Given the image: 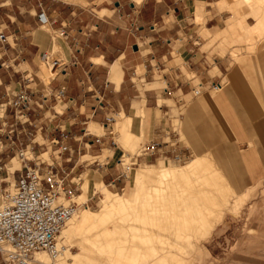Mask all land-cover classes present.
<instances>
[{"label": "crops", "instance_id": "obj_1", "mask_svg": "<svg viewBox=\"0 0 264 264\" xmlns=\"http://www.w3.org/2000/svg\"><path fill=\"white\" fill-rule=\"evenodd\" d=\"M222 3L223 0H142L140 4L134 0H85L84 3L0 0V33L6 36V41L0 40V104L8 107L6 125L0 122V180H6L7 173V179L15 182L13 172L19 168L17 162L13 163L17 157H13L5 133L16 122L9 101L22 90L27 75L40 68L42 53L57 45L68 65L46 85H50L53 95L64 86L65 95L51 96L48 107L43 110L32 109L29 121L42 127L36 133L40 142L58 136L60 128L70 133L69 151L63 154L61 163L68 169L73 168L71 177L82 176L81 167H90L95 172L94 178L103 173L105 184L119 174L120 149L111 145L114 125L105 127L101 145L91 142L97 124L104 125L106 116L120 112L131 115L132 130L141 133L142 118L133 114L134 107L139 106L149 112L145 131L148 140L159 139L164 131H171L172 120L168 115L172 108L161 101L173 100L177 107L187 102L186 97L192 94L195 85L186 73L198 77L203 86H209L208 90L213 83L222 84L224 77L228 83L227 89L215 99L206 90L207 95L200 101H193L188 107L191 116H196L199 108L216 104L218 114L222 109V119L231 120L238 141L240 137L251 145L258 144L260 149L256 152H264V48L244 53L243 65L229 55L216 53L212 54V61L208 51L203 49L205 45L210 46L218 34L235 32L230 26L238 22L234 16L228 17V10L220 8ZM197 10L204 14L205 25L201 27L210 33L207 38H211V43L199 33L201 27L195 22ZM258 14L263 15V12ZM246 22L250 35L256 27L262 34L263 27L260 21L256 23L255 17L249 16ZM62 30L66 34L59 36ZM33 81L31 76L27 83L32 85ZM162 84L164 86L160 87ZM91 124L93 135L88 132ZM17 128H29V124H18ZM106 147L112 150V155L101 162V166L90 160L80 162L82 157L100 156ZM233 149V157L242 158L249 165L247 177L258 178L255 185L245 191L238 192L213 157L237 198H241L260 183L264 173L258 164L251 163L257 155L255 148L244 154L238 146L234 145ZM96 152L98 155H93ZM253 180L248 179V182ZM229 247L220 253L228 254ZM232 257L242 264L254 263L249 258L237 259L236 254ZM0 264H5L1 256Z\"/></svg>", "mask_w": 264, "mask_h": 264}, {"label": "bare ground", "instance_id": "obj_2", "mask_svg": "<svg viewBox=\"0 0 264 264\" xmlns=\"http://www.w3.org/2000/svg\"><path fill=\"white\" fill-rule=\"evenodd\" d=\"M41 63L47 66L46 71L43 69L44 75L57 76L58 70L46 60L42 58ZM143 111L135 106L133 114L141 115ZM118 115L122 117V144L131 145L132 140L143 136L146 128L135 133L132 116ZM88 130H94L92 124ZM111 133L115 135L114 130ZM127 171L132 183L130 191L114 192L102 181L96 182L105 193L101 208L94 211L85 207L78 215L76 211L57 237L59 253L56 258L41 251L36 253L37 259L46 264H189L192 263L190 256L195 253L189 255V249L196 248L195 241L212 234L230 197L237 195L215 159L207 154L197 155L182 166L159 162L150 167L131 166ZM15 182L11 185L13 188L9 187L12 191ZM79 183L81 194L66 198L61 191L58 203H82L90 191V179L81 178ZM203 187H206L204 191ZM205 190L209 197L201 194H206ZM200 194L205 196L204 206ZM0 198L3 199L0 207H4L6 201L1 191ZM73 245L80 247L78 252L71 251Z\"/></svg>", "mask_w": 264, "mask_h": 264}, {"label": "rangeland", "instance_id": "obj_3", "mask_svg": "<svg viewBox=\"0 0 264 264\" xmlns=\"http://www.w3.org/2000/svg\"><path fill=\"white\" fill-rule=\"evenodd\" d=\"M65 1L72 3H84L85 0ZM262 1L260 0L258 2V0H224L222 5H219L221 9L228 10L230 12V14H228V17L230 18L231 16H234V19H236L238 23L236 24V26H233L234 23H232V26H230L231 31L235 30V32H223L222 34H218L216 36V39H214L210 46H204L203 49L208 51L210 59L212 61V54L216 53L219 56L229 55L231 59H234L235 61L243 65L244 53L257 52L264 48V0ZM257 10L258 13L259 11L260 13L262 11L263 15L258 14ZM196 15V24H198L199 27L204 26V14L199 13L197 10ZM249 16L255 17L256 23L260 21L259 24L261 27H263V32L261 35L259 34L261 31H255L253 32V35L249 34L250 29H248V24L246 22V19ZM227 23L228 21L226 22V24ZM202 28L203 27L199 28L200 35L208 39V42L211 43V38H207L210 33L204 31ZM256 33L257 36H254V34ZM48 52H52L55 57L65 59L59 45H57L56 47L54 46V48ZM46 67L47 66L45 65V63L40 62V68H38V70L31 71V76L34 79V81L32 82L33 87L38 86L43 88L44 84L46 85L54 77L51 74L44 75V71L47 70ZM211 73L212 75H216V73ZM186 76L189 80L194 81L195 88H199V84H201V81L198 79V77H194V74L188 73H186ZM227 84L228 83H226V78L224 77V81L222 83L224 87L223 90H218L215 88L213 89V87L208 90V85H202L203 87L201 88V95L195 96L194 92H192L190 96L186 97L187 102L179 105L178 107L173 102V100L161 101V103L165 102L171 105L172 110L168 115V117L172 120L171 129L176 130L178 142L184 149L188 150L189 157L183 162L176 161L172 156H162L161 158L158 157L152 158L150 160H144L134 166L133 163H135L136 160L133 157L140 152L142 144L148 141L149 135L148 133H145L143 131V136L141 135L140 138H136L137 140H132L130 142L131 145L129 144L127 146V143L126 145L122 144V136H124L122 129H120V121L122 120V117L118 115L119 113L112 114V116L116 118V124H113V130L115 133V140L117 141L118 148L120 149V157L124 153H126L123 159V168L127 174L128 181L124 183L123 189L111 187H109V189L114 192L125 193L131 190L132 183L130 181L129 172L127 171L131 166L137 168H139L140 166H156L159 164V159L163 160L161 162H165L169 166H182L200 153L207 154V156H209L211 159H214L215 157L217 163L223 169V172L225 173L229 181L237 188L239 193L245 191L250 186L255 185V180L258 178L251 177L254 178L253 182H248V179H251L250 177H247L249 165L242 158L237 159L236 157H233L235 152L233 148L234 145L238 146V150L242 154H244L251 151V148H255L256 152V150L260 149V146H258V144L251 145L249 141L243 140L240 137L238 141V135L234 133L233 127L231 126V120H228L226 118L225 120L222 119V109H219L218 114L216 104L211 106V108L208 106L199 108L196 116L193 115V117L191 116L190 112H188V107L193 101H200V99L207 94L215 99L216 96L222 94L227 89ZM163 86L164 84H162L160 87ZM206 90H208L207 94ZM230 106L232 108V104H230ZM139 116H141L142 119L144 118L143 128H146L149 123L148 109H145V111H143ZM158 117H161L160 112H158ZM97 125V129H95L94 132L99 135L103 134L105 132V128L103 127V125ZM251 137L252 136H250V139ZM207 150L208 152H206ZM95 154L98 155L97 152L93 155ZM111 155L112 150L106 147L100 156H90L88 158L82 157L80 162L85 160H90L92 162L95 159L99 160L100 162H104V159ZM15 162L18 163V167L20 168L21 161L18 157L14 160L13 163ZM251 163L258 164L259 170L264 173V152L259 151L255 158L251 160ZM80 170H83L82 176L79 177L80 179H90V191L87 194V197H83L82 200L83 202H85L84 200H89L88 206L85 205L81 207L78 210L77 215L85 207H90L92 210L97 211L101 208L103 204L102 202L105 201L104 190L101 187L96 186V182L102 181L103 173L94 178L95 172L91 171L90 167H81ZM86 175L88 176L86 177ZM7 177L9 176L7 175V173H5L6 182L3 184V189L11 187V185L14 183V181L11 183L9 179H7ZM79 178L76 179V181H79ZM259 182L260 183H256V186L248 189V192L244 197L237 198V195H233L230 197L228 205L224 207L222 218L218 220V223L212 234H208L198 241H195L196 239H194L197 245L195 249H189V255L193 254L194 252L197 255L194 253L190 256V260L192 263L189 264H242L240 262L234 261L232 257L233 254H236L237 259L249 258L254 261L253 264H264V177H262V180ZM152 184L155 183H151L150 185ZM204 188L206 187H203V191ZM206 192L207 190H205V193ZM203 193L201 194L208 196V193ZM79 194H81V191L79 192ZM201 194L200 201L203 204L202 206H204L206 199L205 196H202ZM212 195L213 194L210 195V199H212ZM220 195L221 194L217 195V197L220 198ZM0 200L3 201V199L1 198ZM228 246H230V252L228 254L220 253L227 250ZM79 249L80 247L78 245L71 246V251H73L74 253L78 252ZM196 251L199 252L197 253Z\"/></svg>", "mask_w": 264, "mask_h": 264}, {"label": "built area", "instance_id": "obj_4", "mask_svg": "<svg viewBox=\"0 0 264 264\" xmlns=\"http://www.w3.org/2000/svg\"><path fill=\"white\" fill-rule=\"evenodd\" d=\"M64 34H66L64 30L58 32L59 36ZM0 40L6 41L3 32L0 33ZM42 58L53 69L58 70V73L65 71L68 65L65 59L55 57L52 52H43ZM30 79L31 74H28L22 90L9 101L16 122L12 129L5 133L13 157L20 159L21 167L13 172L16 177L15 190L1 188V184L6 180H0V191L6 201V205L0 207V256L5 264H46L36 257V253L41 251H46L56 258L59 253L57 237L61 229L76 211L89 204V200L68 205L57 201L61 191L66 198L83 191L79 181H76L78 178L71 177L73 168L68 169L61 163L63 154L69 151L70 133L60 128L58 136L48 142H40L36 133L42 127L29 121V112L32 109L47 108L50 97H63L66 88L61 87L53 95L50 85L44 84L42 89H35L31 83H27ZM220 85L213 83V88ZM201 88L202 84H199V88L194 87V94H202ZM7 110V104H0V122L3 126L7 123L5 117ZM114 121V116H106L103 127H113ZM24 123H28L29 128H17L18 124ZM163 135L159 139H150L142 144L140 152L132 156L136 160L134 166L144 160L162 156H172L179 162L187 160L188 150L178 142L176 130L164 131ZM103 136L94 134L91 142L101 145ZM111 145L118 147L114 138L111 139ZM125 154L118 158L119 174L107 184L108 187L123 189L124 183L128 181L123 168ZM92 163L101 166V162L97 159Z\"/></svg>", "mask_w": 264, "mask_h": 264}]
</instances>
